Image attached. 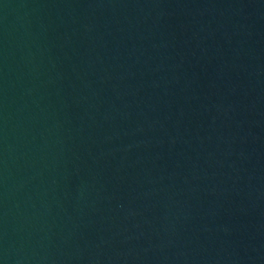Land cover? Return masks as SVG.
Instances as JSON below:
<instances>
[{"label":"water","instance_id":"1","mask_svg":"<svg viewBox=\"0 0 264 264\" xmlns=\"http://www.w3.org/2000/svg\"><path fill=\"white\" fill-rule=\"evenodd\" d=\"M0 264H264V0H0Z\"/></svg>","mask_w":264,"mask_h":264}]
</instances>
